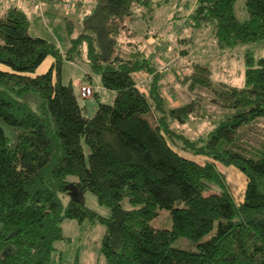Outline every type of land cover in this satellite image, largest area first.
I'll use <instances>...</instances> for the list:
<instances>
[{
  "label": "trees",
  "instance_id": "trees-1",
  "mask_svg": "<svg viewBox=\"0 0 264 264\" xmlns=\"http://www.w3.org/2000/svg\"><path fill=\"white\" fill-rule=\"evenodd\" d=\"M237 1L196 0L185 7L190 36L183 31L177 40L182 60L192 36L204 31L223 54L264 44V0H245L243 22L235 15ZM171 2L96 0L85 15L65 21L66 53L30 37L17 8L0 16V264H49L56 244L66 240L64 221L105 228V264H264V139H246L264 121V56L244 55L240 86L215 84L202 64L187 63L188 75L173 81L190 100L169 106L163 93L174 87L161 83L142 43L122 38L131 22L148 25ZM83 50L90 70L84 80L96 76L115 93L91 118L60 75L62 64L76 63ZM47 58L53 64L38 74ZM139 73L154 74L147 89L137 88ZM197 90L211 95L220 115L209 112ZM212 119L217 126L204 144L177 129ZM4 127L13 130V142ZM218 167L245 177L240 203ZM79 192L95 195L109 217L87 208L75 198ZM162 210L171 227L154 229L150 223ZM179 239L191 248L173 247Z\"/></svg>",
  "mask_w": 264,
  "mask_h": 264
},
{
  "label": "rangeland",
  "instance_id": "rangeland-1",
  "mask_svg": "<svg viewBox=\"0 0 264 264\" xmlns=\"http://www.w3.org/2000/svg\"><path fill=\"white\" fill-rule=\"evenodd\" d=\"M67 2H72V5L70 3V8L66 9L64 8V4ZM95 2L96 0H81V3L74 6V0H62L61 2L47 0V4L40 10L29 0H8V3L12 4L13 8L16 7L27 17L29 22L28 34L30 37L54 42L62 53H66L70 48V40L65 31V21L69 19L77 20L82 17L88 10L93 8ZM195 2L196 0H172L167 7L159 11L157 18L152 23L145 25L134 20L129 25V31L123 33L122 41L124 43H142L143 49L153 66L155 64L159 66L166 63L174 65L172 71L163 75L162 78L164 85L167 84L170 87H174V92L169 91L168 88L164 91L166 97L163 93L169 106L172 107H180L190 100L186 92L177 88L173 81L175 77L188 75V71L183 69L187 63L192 61L202 64L208 70L210 78L215 84L226 83L231 86H240L244 82V55L252 53L255 59L264 56V44L238 46L231 53H220L213 46L209 31H204L192 36L193 43L190 48L188 47L189 57L182 60L180 54L181 47L177 40L183 38V31L187 33L188 37L190 36L187 28L188 21L185 18L187 16L184 13L185 7L190 8ZM244 2L245 0H238L235 6V15L240 22L247 19ZM72 9H75V11H71ZM73 12L76 15H72ZM53 14H55L54 17L48 18ZM183 15L184 19L178 20ZM138 16L139 13L135 15V18ZM174 25L176 26L174 27ZM75 35L77 36L78 33ZM122 54L123 52L120 55ZM87 74H90V70L85 57V50H83L82 57L77 58L76 63L65 62L61 66V80L65 85L70 83L73 85L77 101L80 107L83 108V114L91 118L95 113L97 104H111L115 93L103 89L99 78L96 76H91L90 82H88L89 80H84ZM77 79L84 80L83 82L87 81L94 89V94L91 98H80L79 87L75 83ZM95 93L97 94L96 96ZM195 96L200 97L205 102V106L210 113L215 116L220 115V111L211 104V95L207 91L197 90ZM173 102L176 106L172 105ZM183 126L177 127L183 136L190 140H202L201 143L204 144L207 136L216 128L217 123L215 119L211 121L189 120ZM4 129L9 140L13 142V130L6 127ZM246 139H264V121L252 126L246 133ZM218 168L223 174L235 202L240 203L245 190V177L234 168ZM70 181L73 180L71 179ZM72 197L71 192H69L63 198V204L66 205ZM75 198L102 217H109V209L100 206L97 198L91 192L83 194L79 192ZM150 225L154 229H169L171 227L169 212L166 210L160 211L158 216L151 221ZM104 231L105 228L98 222L91 224L88 221H83L82 223L64 221L62 233L66 240L58 244L59 251L52 254L49 264H105V260L100 254ZM208 237L206 236L203 240L208 239ZM191 246L192 243L185 239H179L173 244V247L183 250H187Z\"/></svg>",
  "mask_w": 264,
  "mask_h": 264
},
{
  "label": "built area",
  "instance_id": "built-area-1",
  "mask_svg": "<svg viewBox=\"0 0 264 264\" xmlns=\"http://www.w3.org/2000/svg\"><path fill=\"white\" fill-rule=\"evenodd\" d=\"M33 2L37 7L41 10L44 5L47 3V0H29ZM70 3L72 5V2H67L64 4V8H70ZM81 3V0H74V6ZM89 11V10H88ZM87 11V12H88ZM174 65L166 63L161 64L156 67L155 74L165 75L167 73H170L173 69ZM154 74H147L143 79L137 80V88L139 90H144L149 84L153 81ZM94 89L89 84H81L79 85V95L82 99H89L93 96Z\"/></svg>",
  "mask_w": 264,
  "mask_h": 264
},
{
  "label": "crops",
  "instance_id": "crops-1",
  "mask_svg": "<svg viewBox=\"0 0 264 264\" xmlns=\"http://www.w3.org/2000/svg\"><path fill=\"white\" fill-rule=\"evenodd\" d=\"M57 1H60V0H57ZM31 3H33V2H31ZM34 4V3H33ZM47 4V3H46ZM45 4V5H46ZM44 5V6H45ZM34 6H37V5H35L34 4ZM10 8H13V6H12V4L10 5V3H8V0H0V16H3V15H5L9 10H10ZM16 8V7H15ZM42 10V9H41ZM71 11H75V9H72ZM72 15H76V13L75 12H73L72 13ZM55 16V14H53V15H51V16H49L48 18H50V17H54ZM53 64V60L51 59V58H47L46 60H45V62L38 68V70H37V73L38 74H43V73H45L50 67H51V65ZM147 74H143V73H139V74H137L136 75V81L138 80V79H143L145 76H146ZM162 78H163V76H161ZM161 78V83H163L162 82V79ZM75 80V79H74ZM174 80V79H173ZM62 81V80H61ZM84 80H79V79H77L76 81H75V83H76V85L79 87V85H81V84H88V82H83ZM62 83H63V81H62ZM64 84V83H63ZM164 84V83H163ZM164 95H165V97H166V93H164ZM167 100V99H166ZM172 104V103H171ZM172 105H175L176 106V104H174V102H173V104ZM178 106V105H177ZM172 107V106H171ZM182 127H184L183 125H181ZM59 244V243H58ZM58 244H56V249H57V251H59V246H58Z\"/></svg>",
  "mask_w": 264,
  "mask_h": 264
},
{
  "label": "bare ground",
  "instance_id": "bare-ground-1",
  "mask_svg": "<svg viewBox=\"0 0 264 264\" xmlns=\"http://www.w3.org/2000/svg\"><path fill=\"white\" fill-rule=\"evenodd\" d=\"M137 85V84H136Z\"/></svg>",
  "mask_w": 264,
  "mask_h": 264
}]
</instances>
